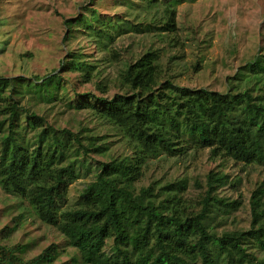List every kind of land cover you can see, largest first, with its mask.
<instances>
[{"label":"trees","instance_id":"trees-1","mask_svg":"<svg viewBox=\"0 0 264 264\" xmlns=\"http://www.w3.org/2000/svg\"><path fill=\"white\" fill-rule=\"evenodd\" d=\"M92 1L97 3L84 14L65 19L64 39L90 36L98 58L70 50L59 71L0 77V188L26 202L72 251L52 243L30 259L19 258L21 244L6 242L21 230L20 214L18 224L0 228V264H52L61 254H68L67 264H264L253 251L264 247V181L250 191L247 227L214 226L216 215L242 206L241 195L227 194L241 181L219 169L229 162L264 166V57L243 59L228 44L222 50L226 60L240 58L250 69L243 87L233 83L239 72L219 80L221 91L181 86L154 42L135 58L120 44L127 34L171 37L185 0L121 1L135 13L154 11L124 33L120 21L101 14L106 2ZM67 73L74 74L72 80L65 79ZM79 83L102 96L77 93ZM53 110L61 117L87 114L106 123L108 132L113 128L117 140L98 136L95 126L88 130L79 120H72L75 127L52 124ZM191 150L206 151L220 165L206 175L197 198L186 195L183 183L165 194L144 183L153 161ZM82 167L95 169L94 175L82 186L79 203L68 207L70 186Z\"/></svg>","mask_w":264,"mask_h":264},{"label":"rangeland","instance_id":"rangeland-1","mask_svg":"<svg viewBox=\"0 0 264 264\" xmlns=\"http://www.w3.org/2000/svg\"><path fill=\"white\" fill-rule=\"evenodd\" d=\"M100 1L108 5L105 8L108 10L100 8L101 14L120 21L124 25L123 33L130 31L136 22L150 20L154 16V11L135 13L120 6L121 1L129 4V1L134 0ZM96 3L97 1L92 0H0V77L44 76L52 70L59 71L60 63L70 50L84 49L86 54L97 56L98 50L90 36L78 35L81 40L72 42L64 39L65 19L84 14V8L91 9ZM176 22L177 30L171 37L161 38L144 33L130 38L134 35L127 34L126 38H122L120 46L123 50L128 48L126 54L135 58L147 49L146 45L154 42L155 46L152 48L159 47L162 61L170 63L172 70L168 74L176 83L191 89L216 91H221L219 80L223 81L224 77L241 73V77L233 81L241 87L249 77L250 69L244 60L235 57L226 60L222 50L228 44L236 48L238 57L243 59H249L255 53L264 57V0H185L177 8ZM110 73L115 75V70L111 69ZM73 75L67 73L64 77L70 81ZM75 89L81 95L90 92L102 96L90 84L79 83ZM113 93L115 92H111V95ZM29 99V94H24L21 100L27 102ZM56 113L57 110H53L49 114L52 124L58 123L63 128L75 127L76 123L72 120H79L88 130L95 126L98 136L108 134L109 141L117 140L113 128L108 132L106 123L103 122L102 126L97 123L98 120L88 118L87 114L72 118L68 115L61 117ZM192 150L180 158L161 156L153 161L144 183H154L156 190L163 194L176 191L178 185L183 183L186 195L197 198L202 192L206 175L210 171H217L220 165L218 159H210L206 151ZM93 157L96 161L103 160L99 156ZM219 170L229 175L230 179L238 178L241 181L238 191L234 192L232 190L237 188H232L227 194L231 193L234 199H240L241 195L242 206L228 215H216L214 226L218 230L245 228L249 221L250 191L256 182L264 181V166L229 162ZM94 172L95 169L78 168L77 181L70 186L68 207L79 203L81 188L91 180ZM166 185L172 188L166 190ZM20 201L22 200L6 194L0 188V228L18 224L17 217L20 214L24 217L21 230L9 238L7 246L19 242L22 249L16 255L24 260L37 255L52 243L65 248L67 243L61 234L54 227L42 224L30 206ZM66 250L72 251L68 245ZM253 251L258 257L264 258V247L254 248ZM68 262V254H61L59 260L52 264Z\"/></svg>","mask_w":264,"mask_h":264}]
</instances>
